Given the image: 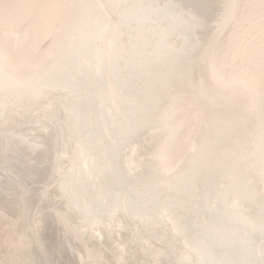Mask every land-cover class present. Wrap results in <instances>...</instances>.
I'll return each instance as SVG.
<instances>
[{
    "label": "bare ground",
    "instance_id": "obj_1",
    "mask_svg": "<svg viewBox=\"0 0 264 264\" xmlns=\"http://www.w3.org/2000/svg\"><path fill=\"white\" fill-rule=\"evenodd\" d=\"M39 1L0 0V264H54L32 180L76 264H264V0Z\"/></svg>",
    "mask_w": 264,
    "mask_h": 264
},
{
    "label": "rangeland",
    "instance_id": "obj_2",
    "mask_svg": "<svg viewBox=\"0 0 264 264\" xmlns=\"http://www.w3.org/2000/svg\"><path fill=\"white\" fill-rule=\"evenodd\" d=\"M46 2H47V0H40L39 1V7H37L34 10L35 16H38V17L43 16L44 11H43L42 7L44 6V3H46ZM59 18L61 19V16H59ZM225 36L227 37V34L224 33V39H225ZM51 37H52V34H49L48 36H46V38H44L42 40V42L40 43V45H41L40 49L46 48V46L50 42ZM188 140H189V137H188ZM188 140L186 139L184 141L185 147L183 146L182 150L187 147ZM183 153L184 152H182V154ZM26 184L32 190L30 193V197H29L30 198L29 199V202H30L29 203L30 204L29 216L31 215L30 217L33 218L36 213L40 212L42 215V218L44 220L43 221L44 224H43L42 229L40 230V234H41V239L43 241V245L45 247L46 255H47V257H49L48 260L54 264H76L77 261L75 262V259H73V255H75V254L70 253L71 251H69L70 248L67 244L68 241H67V239H65L64 236H62L63 234L60 231L61 228L58 224L57 218L52 217L48 213H46L48 211L47 207L49 205L48 201H46V199L43 198V193L45 192L46 185L44 186L42 183H38L35 180L26 181ZM48 187H50V186H48ZM15 198H16V196H15ZM12 210H13L12 212H13L14 216L19 217V212L17 211L16 205L14 206V208H12ZM45 213L48 214L46 217H45ZM0 219H1V217H0ZM2 221H3V223H6L4 220H2ZM1 252H0V256L2 257L4 255L1 254ZM40 254L41 253H39V254L37 253V254H35V256L36 255L40 256ZM178 261L181 264L180 260H178ZM0 262H1V260H0Z\"/></svg>",
    "mask_w": 264,
    "mask_h": 264
}]
</instances>
